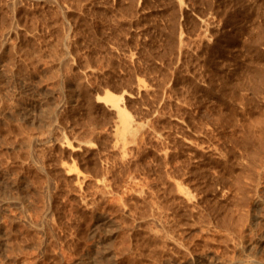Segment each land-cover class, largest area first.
I'll return each mask as SVG.
<instances>
[{
	"label": "rangeland",
	"instance_id": "obj_1",
	"mask_svg": "<svg viewBox=\"0 0 264 264\" xmlns=\"http://www.w3.org/2000/svg\"><path fill=\"white\" fill-rule=\"evenodd\" d=\"M256 51L264 0H0V264H263Z\"/></svg>",
	"mask_w": 264,
	"mask_h": 264
},
{
	"label": "bare ground",
	"instance_id": "obj_2",
	"mask_svg": "<svg viewBox=\"0 0 264 264\" xmlns=\"http://www.w3.org/2000/svg\"><path fill=\"white\" fill-rule=\"evenodd\" d=\"M180 2V1H179ZM179 4V3H178ZM180 4H181V2H180ZM182 5V4H181ZM181 7V6H180ZM202 22V21H201ZM203 22H205V21H203ZM202 22V23H203ZM202 26H204L203 27V29H204V31L205 30H207V25L204 23V24H201V27L200 28H202ZM64 33V32H63ZM207 33V32H206ZM201 34V33H200ZM203 34V33H202ZM204 34H205V32H204ZM203 34V35H204ZM62 36V35H61ZM202 36V35H201ZM205 36V35H204ZM65 39H66V41H67V38H66V35H65ZM203 39V38H202ZM64 40V39H63ZM209 40V39H208ZM182 44V43H181ZM181 44H179V46L181 45ZM68 48V47H67ZM177 48H179V47H177ZM257 52V51H256ZM258 53V55L260 56V57H263V55L261 54V51H260V53L259 52H257ZM256 53V54H257ZM263 53V52H262ZM65 54V53H64ZM66 56V55H65ZM68 57V56H67ZM264 58V57H263ZM66 60V59H65ZM264 63V62H263ZM250 68V67H249ZM252 68V67H251ZM263 69H261V70H258V69H256L255 70V75L258 77V79L259 78H264V75H263V71H262ZM254 71V70H253ZM246 76V75H245ZM255 76V77H256ZM255 80V79H254ZM251 81H253V80H251ZM257 82V81H256ZM264 83V82H263ZM262 83V84H263ZM248 83H246V85H247ZM235 85V84H234ZM233 86V85H232ZM247 87H248V85H247ZM249 88L250 89H252L253 90V87L251 88L250 86H249ZM261 87H259V85L258 86H255V89H257V90H259ZM243 89V88H242ZM252 90H251V92H252ZM234 91H236V90H234ZM256 91V90H255ZM241 92V91H240ZM257 92V91H256ZM237 93V92H236ZM261 94V93H260ZM253 95H256L257 96V94H253ZM109 96V97H108ZM110 94H107V98H110ZM238 96H240V95H238ZM245 96V95H244ZM243 96V97H244ZM255 96V97H256ZM263 97V96H262ZM237 98V97H236ZM259 98V97H258ZM240 99V98H239ZM242 102V101H241ZM240 102V103H241ZM251 103V102H250ZM224 104V103H223ZM243 104V103H242ZM112 105H115L116 107H118V105H117V103H112ZM253 105V104H252ZM248 107V106H247ZM250 108V107H249ZM264 108V107H263ZM26 110V109H25ZM39 110V109H38ZM46 111V110H45ZM47 112V111H46ZM26 113V112H25ZM24 113V114H25ZM39 113V112H38ZM37 113V114H38ZM42 113V112H41ZM249 113V112H248ZM115 114H117L118 115V118H119V123H120V127H121V130H122V132H124V131H126L127 133H129L130 134V132L132 131V129L130 128V120L128 119V114H126L125 113V111L124 110H122V109H119L118 108V112L117 113H115ZM49 115V114H48ZM51 115V114H50ZM251 115V114H250ZM38 116V115H37ZM45 116V115H44ZM44 118V117H43ZM32 119V118H31ZM34 120V119H33ZM222 120V119H221ZM224 120V119H223ZM40 121V120H39ZM230 121V120H229ZM250 122V121H249ZM248 124V126H249V123H247ZM264 124V116H262V117H257V118H253L252 120H251V124H250V126L251 127H253V134L252 135H254L255 134V136L256 137H254V138H256V140L257 139H260L257 143L260 145V143H261V141H262V139L264 140V127L262 126ZM243 125H245V124H243ZM240 127V126H239ZM119 129V128H118ZM244 129V128H243ZM248 129H249V127H248ZM256 130V131H255ZM252 131V130H251ZM127 133H125V134H127ZM133 133V132H132ZM245 133H247V132H245ZM120 134V133H119ZM248 134V133H247ZM130 136H132V135H130ZM250 136V135H249ZM248 135H247V137H246V141L248 142V144H249V146L250 145H252V147H253V145H254V143H252L251 144V142H253L252 141V137L250 136L249 137ZM253 138V139H254ZM42 139V138H41ZM245 139V138H244ZM39 141H41V140H39ZM245 141V142H246ZM29 142V141H28ZM262 145H263V143H261ZM255 146V145H254ZM251 147V148H252ZM256 147V146H255ZM263 147H264V145H263ZM28 148V147H27ZM119 149V148H118ZM122 149V148H121ZM253 149V148H252ZM262 149H264V148H262ZM258 148L256 149V151H254L253 150V152L255 153V152H257V154H258ZM260 151H264V150H261L260 149ZM246 153V152H245ZM253 153V154H254ZM252 154V153H251ZM260 154V153H259ZM121 155H122V153H121ZM263 154H262V152H261V155H260V157L262 156ZM253 156H255V155H253ZM257 156V155H256ZM264 157V156H263ZM260 159V158H259ZM246 160V159H245ZM252 164V163H251ZM264 164V163H263ZM244 166V165H243ZM259 166H261V165H259ZM39 168V167H38ZM246 171V170H245ZM258 171V170H257ZM256 171V172H257ZM249 174V173H248ZM102 179V178H101ZM98 180V179H97ZM104 181V180H103ZM98 182H101V181H98ZM240 183V182H239ZM103 184V183H102ZM105 185H106V183H105ZM104 185V186H105ZM107 186V185H106ZM108 187V186H107ZM106 187V188H107ZM244 188V187H243ZM183 190V189H182ZM102 192V191H101ZM107 192V191H106ZM184 192V191H183ZM186 192V191H185ZM184 192V197L186 198V200H190V197H189V193L188 192H186L185 193ZM182 193V192H181ZM262 196V195H261ZM240 197V196H239ZM257 198V197H256ZM192 199V198H191ZM245 204H246V202H245ZM240 205V204H239ZM248 205V204H247ZM252 206H253V208H255L256 209V206H257V209L258 210H261L263 213L261 214V216H262V219L264 220V201H263V203H261V201L259 200V199H254L253 200V204H252ZM250 207V206H249ZM161 223V222H160ZM101 224V223H100ZM99 226V225H98ZM101 226V225H100ZM95 231V230H94ZM1 246V245H0ZM103 251V250H102ZM105 251V250H104ZM103 251V252H104ZM102 252V253H103ZM106 252V251H105ZM94 256V255H93ZM89 257V256H88ZM94 257H96V258H94V259H92L91 261L90 260H87L86 259V261H84V262H86V264H105V262L103 261L105 258H103V256L101 255V254H98V257H97V255H95ZM228 264H262V263H255V262H252V261H250V260H248V259H242V261H231V262H229ZM264 264V263H263Z\"/></svg>",
	"mask_w": 264,
	"mask_h": 264
}]
</instances>
